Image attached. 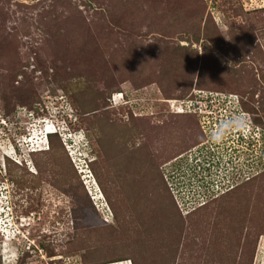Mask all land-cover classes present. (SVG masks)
<instances>
[{
    "label": "rangeland",
    "instance_id": "rangeland-1",
    "mask_svg": "<svg viewBox=\"0 0 264 264\" xmlns=\"http://www.w3.org/2000/svg\"><path fill=\"white\" fill-rule=\"evenodd\" d=\"M0 122V264H264V0H0Z\"/></svg>",
    "mask_w": 264,
    "mask_h": 264
},
{
    "label": "trees",
    "instance_id": "trees-1",
    "mask_svg": "<svg viewBox=\"0 0 264 264\" xmlns=\"http://www.w3.org/2000/svg\"><path fill=\"white\" fill-rule=\"evenodd\" d=\"M204 39H206V38H204ZM181 95L185 96V94H181ZM184 100H187V101L190 100L191 102L193 101L192 98H187V99H184ZM241 104H243V105H241V107L243 106V108L246 109L245 108V104L242 103V102H241ZM183 105H187V102L184 101ZM79 111L81 112L82 110L79 109ZM245 111H248V110H245ZM173 117H175V118L178 117V119L180 117L183 118V119H180V121H182L183 125H184L183 128H182V131L184 132V131L188 130L189 134L186 137L187 140L185 142H182L181 145L178 143V144H176L174 146V142L177 139L174 142H170L168 144V145H170V149L169 150H167V149L164 150V154H163V157H162V160H164V161L167 160V159L173 158V157H177L178 155L182 154L183 152L189 150L190 148L194 147L195 145H197V144H199V143H201V142H203L205 140L204 139L205 138L204 132H203L200 124L196 122V114L193 112V110H191L189 108L188 109H184L183 112H181L180 114H175ZM4 131L7 132L5 129H4ZM57 133L58 132L55 130L54 132H48V133L45 134L47 147H45V148H36V149L29 148L27 150L28 151L27 155H28L30 161L32 162L33 167H35V157L34 156L39 154V152L42 153L41 151L47 152L50 149V139H51V137L52 136H56ZM84 136L86 138L85 134H84ZM86 140H87V138H86ZM14 141H15V138H14ZM87 142H88V140H87ZM88 144H89V142H88ZM88 144L86 143L85 147L83 146L79 150L85 151L86 149H88ZM90 151H91V148H90V144H89V152ZM179 151H181V152H179ZM155 159H157V160L161 159V155H158ZM93 160L94 159L88 160L87 163L91 165V162ZM6 161H8V163L12 164V169L14 167H16V163H17V162H14L8 156L3 155L2 152H0V167L3 169V175L4 176L6 175ZM18 164L22 165L21 163H18ZM156 167H157V165H156ZM206 169H209V168L206 167ZM29 173H31V172H29ZM259 174H257V172H256L257 176H259ZM257 176H255V174H254L253 176H246V177H244V178H242L240 180L236 179L235 176H233L231 178V180L229 178L230 183L226 187H224L223 189L221 188V189H219L218 191H215V192L214 191H210V193H211L210 194L211 195L210 198L207 201H205L202 204H200L198 206V208L202 207V206H205L208 202H210L212 200H215V199H218V198H222V196H225L227 194L228 195L232 194L236 190H238V191L241 190L242 193L245 194V191H248L250 189L249 193H251V190H252L251 189V185H250L251 181L253 179H255V177H257ZM159 181H160V184H162V186H161L162 190L164 192H166V194L169 195V198H171V194H169L170 192H169V189H168V187L166 185V182L163 181V179L161 178V175L159 177ZM4 184H5L4 182H2V181L0 182V193H1V189H3L5 187ZM9 195H10V193H9ZM241 197H243V195H241ZM107 198H108L109 204L112 207V204H111L110 199H109L108 196H107ZM9 199H10V196H9ZM226 199H228V198H226ZM194 210H196V208L191 210V212H193ZM131 262H132V264H136L134 260H131Z\"/></svg>",
    "mask_w": 264,
    "mask_h": 264
},
{
    "label": "clouds",
    "instance_id": "clouds-1",
    "mask_svg": "<svg viewBox=\"0 0 264 264\" xmlns=\"http://www.w3.org/2000/svg\"><path fill=\"white\" fill-rule=\"evenodd\" d=\"M0 124H1V122H0ZM48 132H51V131H48ZM47 132V133H48ZM3 153V152H2ZM3 154H6V153H3ZM7 155V154H6ZM0 173H1V171H0ZM5 190V187L3 188V189H1V191H4ZM9 193V192H8ZM5 194L7 195V190L5 191ZM1 196V195H0ZM6 198H9V196L8 197H6ZM30 246V245H29ZM29 246H28V248H29Z\"/></svg>",
    "mask_w": 264,
    "mask_h": 264
},
{
    "label": "flooded vegetation",
    "instance_id": "flooded-vegetation-1",
    "mask_svg": "<svg viewBox=\"0 0 264 264\" xmlns=\"http://www.w3.org/2000/svg\"><path fill=\"white\" fill-rule=\"evenodd\" d=\"M202 143H204V141H203V142H201V143H199V144H202ZM196 146H198V144H197V145H195L194 147H196Z\"/></svg>",
    "mask_w": 264,
    "mask_h": 264
},
{
    "label": "built area",
    "instance_id": "built-area-1",
    "mask_svg": "<svg viewBox=\"0 0 264 264\" xmlns=\"http://www.w3.org/2000/svg\"><path fill=\"white\" fill-rule=\"evenodd\" d=\"M189 103L191 102L190 100L188 101ZM183 111V110H182Z\"/></svg>",
    "mask_w": 264,
    "mask_h": 264
},
{
    "label": "bare ground",
    "instance_id": "bare-ground-1",
    "mask_svg": "<svg viewBox=\"0 0 264 264\" xmlns=\"http://www.w3.org/2000/svg\"><path fill=\"white\" fill-rule=\"evenodd\" d=\"M129 264V263H128Z\"/></svg>",
    "mask_w": 264,
    "mask_h": 264
}]
</instances>
